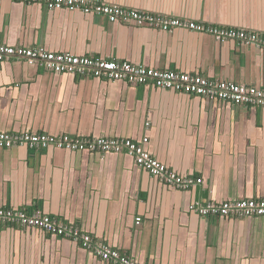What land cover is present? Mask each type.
I'll return each instance as SVG.
<instances>
[{
    "label": "crops",
    "instance_id": "1",
    "mask_svg": "<svg viewBox=\"0 0 264 264\" xmlns=\"http://www.w3.org/2000/svg\"><path fill=\"white\" fill-rule=\"evenodd\" d=\"M107 5L264 33V0H103ZM11 47L131 63L264 90V50L207 34L110 23L0 0ZM0 132L142 141L202 183H162L126 154L0 148V208L76 225L140 264H264V217L203 218L190 207L264 198V109L23 61L0 63ZM141 220V222H138ZM0 264H108L70 240L0 224Z\"/></svg>",
    "mask_w": 264,
    "mask_h": 264
},
{
    "label": "built area",
    "instance_id": "2",
    "mask_svg": "<svg viewBox=\"0 0 264 264\" xmlns=\"http://www.w3.org/2000/svg\"><path fill=\"white\" fill-rule=\"evenodd\" d=\"M6 1V0H3ZM27 5H40L50 11H81L105 17L110 23L122 22L126 25L146 27L163 32L184 30L207 34L220 43H236L264 50V33L246 29L208 25L189 19L170 17L129 10L107 5L103 0H11ZM23 61L31 67H41L58 75H80L110 82L127 83L134 86H154L158 89L176 92L192 97H202L240 107H260L264 109V90L257 87L240 86L233 83L208 79L200 75H187L171 71H162L129 61L106 60L88 56L78 57L53 53L45 48L11 47L0 40V63ZM149 139L142 141L112 138H79L69 135L52 136L43 133L25 132L10 134L0 132V148L12 149L26 147L31 150L56 148L70 152L91 154H126L132 157L136 166L148 172L165 185L177 190L187 191L202 183L200 179L183 177L167 165L161 163L146 149ZM190 209L203 218H261L264 217V198L238 199L225 202L199 201ZM141 222V220H138ZM0 224H12L22 228L38 229L48 235L70 240L101 261L108 264H140L133 258L122 254L103 241H98L76 225L47 215L29 214L25 211H13L0 208Z\"/></svg>",
    "mask_w": 264,
    "mask_h": 264
}]
</instances>
